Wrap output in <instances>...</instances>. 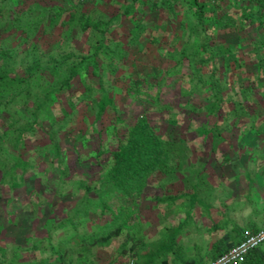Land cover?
I'll list each match as a JSON object with an SVG mask.
<instances>
[{
    "label": "trees",
    "instance_id": "1",
    "mask_svg": "<svg viewBox=\"0 0 264 264\" xmlns=\"http://www.w3.org/2000/svg\"><path fill=\"white\" fill-rule=\"evenodd\" d=\"M254 219L264 0H0V264H206Z\"/></svg>",
    "mask_w": 264,
    "mask_h": 264
},
{
    "label": "rangeland",
    "instance_id": "2",
    "mask_svg": "<svg viewBox=\"0 0 264 264\" xmlns=\"http://www.w3.org/2000/svg\"><path fill=\"white\" fill-rule=\"evenodd\" d=\"M254 142L255 141L253 139L249 140V143H251V144H253ZM205 174L208 175V176L211 175L210 172H209V170ZM224 175L227 176V177H229V178H232L235 175V173L232 171V169H231L230 166H226L223 169L217 168L215 175H213V177H211V179L215 183H219L220 180H221V178H222V176H224ZM230 184H232L231 183V180L228 181V186ZM151 185H152V188L150 190V194L154 195V194L158 193L159 192V187H158L159 185H158V183L152 180ZM183 189H184V184H182V183L175 184L173 186V190H172L173 192H172V194H174V195L180 194L183 191ZM211 191H212V189H211ZM157 202L158 201L156 199H152V200L143 201L139 205L138 210H141V213L139 215L140 216V222L142 224H144V226H145L146 229H149L150 230L152 228L157 227L156 225L158 223L156 222V220H157L156 218H157L158 215H160V216L162 215L161 218L166 217V216H169L170 217L171 215H174V216H183L182 207L186 203V199L185 198L184 199H179L176 202H174L173 204H166V205L164 204V205H161L159 207V209L157 207L158 210H155L154 208H155V204ZM164 210H165V212H164ZM149 230H147V231L149 232ZM148 236L151 237L152 235H149L148 234ZM119 242H121V240H119ZM119 242H117L114 245L113 252L110 254V256H111L112 259H114L116 257V254H114V251H116L115 248L118 247Z\"/></svg>",
    "mask_w": 264,
    "mask_h": 264
},
{
    "label": "built area",
    "instance_id": "3",
    "mask_svg": "<svg viewBox=\"0 0 264 264\" xmlns=\"http://www.w3.org/2000/svg\"><path fill=\"white\" fill-rule=\"evenodd\" d=\"M264 244V227L248 235L241 243L217 259L206 264H240L252 251Z\"/></svg>",
    "mask_w": 264,
    "mask_h": 264
},
{
    "label": "crops",
    "instance_id": "4",
    "mask_svg": "<svg viewBox=\"0 0 264 264\" xmlns=\"http://www.w3.org/2000/svg\"><path fill=\"white\" fill-rule=\"evenodd\" d=\"M174 217H175L176 221H178V220H180V219H183V216H174ZM239 221H240V220H239ZM254 221H256L257 223H259V226H261V228L263 227V224L261 223L260 220L257 221V219H254L253 222H254ZM240 223H241V225L243 224L244 226H246L247 223H248L246 217H245L244 219H241ZM244 226H243V227H244ZM160 228H161V227H160ZM217 235H218V234H217ZM217 235H214L213 238H216ZM240 264H242V262H241Z\"/></svg>",
    "mask_w": 264,
    "mask_h": 264
}]
</instances>
